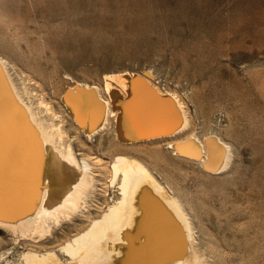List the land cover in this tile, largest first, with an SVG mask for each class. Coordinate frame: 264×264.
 <instances>
[{"label":"rangeland","instance_id":"obj_1","mask_svg":"<svg viewBox=\"0 0 264 264\" xmlns=\"http://www.w3.org/2000/svg\"><path fill=\"white\" fill-rule=\"evenodd\" d=\"M0 58L33 92L20 90L35 111L64 119V145L94 172L87 208L52 224L45 241L15 243L0 229V264L30 247L56 249L105 213L120 198L111 185L119 155L174 191L205 264H264V0H0ZM126 71L151 72L184 102L188 123L176 137L124 144L113 118L88 136L75 125L62 101L72 80L108 99L104 76ZM212 135L229 149L221 173L203 167L205 154L187 159L169 147Z\"/></svg>","mask_w":264,"mask_h":264},{"label":"bare ground","instance_id":"obj_2","mask_svg":"<svg viewBox=\"0 0 264 264\" xmlns=\"http://www.w3.org/2000/svg\"><path fill=\"white\" fill-rule=\"evenodd\" d=\"M153 79L149 71L107 74L108 99L100 87L72 80L62 96L63 105L87 136L113 118L116 137L124 144L166 141L187 125L188 114L178 95L160 90ZM16 83L8 63L0 58V229L10 232L15 243L38 244L50 236L52 224L69 220L81 206L87 208L94 172L64 145V119L50 107L35 111L33 103L28 104L34 97L26 102V90ZM43 105L40 99L37 108ZM169 147L187 159L202 160L205 154L202 165L210 172L221 173L229 159L228 147L214 135L204 143L192 136L172 141ZM111 168V185L117 186L120 198L105 213L58 248L26 247L18 262L8 260L10 264H205L174 191L169 192L136 159L116 156Z\"/></svg>","mask_w":264,"mask_h":264},{"label":"snow or ice","instance_id":"obj_3","mask_svg":"<svg viewBox=\"0 0 264 264\" xmlns=\"http://www.w3.org/2000/svg\"><path fill=\"white\" fill-rule=\"evenodd\" d=\"M3 153V112L0 108V158H2Z\"/></svg>","mask_w":264,"mask_h":264}]
</instances>
